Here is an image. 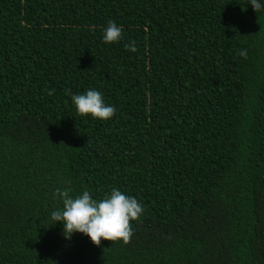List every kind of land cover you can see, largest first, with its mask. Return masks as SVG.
Listing matches in <instances>:
<instances>
[{
  "label": "trees",
  "instance_id": "1",
  "mask_svg": "<svg viewBox=\"0 0 264 264\" xmlns=\"http://www.w3.org/2000/svg\"><path fill=\"white\" fill-rule=\"evenodd\" d=\"M88 89L111 119L77 113ZM69 186L135 197L130 240H66L50 214ZM0 264H264V12L0 0Z\"/></svg>",
  "mask_w": 264,
  "mask_h": 264
},
{
  "label": "clouds",
  "instance_id": "2",
  "mask_svg": "<svg viewBox=\"0 0 264 264\" xmlns=\"http://www.w3.org/2000/svg\"><path fill=\"white\" fill-rule=\"evenodd\" d=\"M249 5L255 12H264V0H249ZM122 31L121 26L109 21L103 30L102 39L105 43L119 42ZM125 49L136 52L135 42L125 44ZM240 55L246 53L241 51ZM71 102L79 115H90L95 119H111L116 111L96 89L72 95ZM72 193L70 186L57 188L53 196L61 202L62 207L50 214L52 224L61 223L62 235L66 240H70L74 233L87 236L94 245H99L102 239L130 240L133 235L131 222L138 220L144 212L143 205L135 197L115 188L99 200L94 199L87 190L79 195Z\"/></svg>",
  "mask_w": 264,
  "mask_h": 264
}]
</instances>
